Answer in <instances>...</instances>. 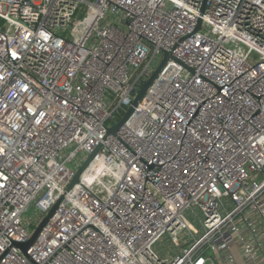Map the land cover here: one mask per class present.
I'll return each instance as SVG.
<instances>
[{"label":"built area","instance_id":"2783aa9c","mask_svg":"<svg viewBox=\"0 0 264 264\" xmlns=\"http://www.w3.org/2000/svg\"><path fill=\"white\" fill-rule=\"evenodd\" d=\"M0 20V264H264V0H0ZM58 201L23 252L26 211Z\"/></svg>","mask_w":264,"mask_h":264},{"label":"water","instance_id":"95a60500","mask_svg":"<svg viewBox=\"0 0 264 264\" xmlns=\"http://www.w3.org/2000/svg\"><path fill=\"white\" fill-rule=\"evenodd\" d=\"M205 1L206 0H204V4H205ZM203 8H204V5H203ZM170 56H171L170 53H166L165 54L162 62L158 65V67L156 68V70L153 72L152 76L148 79V81H146V83L140 89L138 96L133 101V105L129 107V109L126 112V114L124 115V117L117 124H115L114 126H112L111 128H109V132L110 133H115L118 130V128L127 120V118L132 113V111L134 109V106H136L138 104V102L142 99V97L145 95L148 87L152 84L153 80L158 76L159 72L161 71V69L163 68V66L165 65L166 61L168 60V58ZM93 156H94V153H92L86 159V161L78 168L77 173H76V175L74 177V180H73V184L79 181L80 174L85 169V167L88 165V163L91 161V159H92ZM58 204H59V201L51 208V210L49 211V213L40 221L39 225L34 229L31 238L27 242H23V243L15 242V245L18 246L23 252H26L27 249L35 241L36 237L38 236L39 232L41 231V229L43 228V226L46 224V222L48 221V219L52 216V214L54 213V211L57 208Z\"/></svg>","mask_w":264,"mask_h":264},{"label":"rangeland","instance_id":"374dc122","mask_svg":"<svg viewBox=\"0 0 264 264\" xmlns=\"http://www.w3.org/2000/svg\"><path fill=\"white\" fill-rule=\"evenodd\" d=\"M2 25H3V22L0 20V26ZM158 64L159 63L156 61L155 66L157 67ZM83 157L84 155L80 154L75 162L80 163ZM71 166L73 165L71 164ZM25 217L26 219L31 221V228L33 230L39 225L40 221L42 220L41 215L36 211V209L34 208V205H31L29 207V209L25 213ZM186 217L194 227H196L198 230L200 229L201 222L197 216H195L192 213L186 212ZM156 249L163 255L164 254L173 255L176 252V248L172 246L171 239L168 236L164 237V239H162L160 242L157 243Z\"/></svg>","mask_w":264,"mask_h":264},{"label":"crops","instance_id":"0c3cea01","mask_svg":"<svg viewBox=\"0 0 264 264\" xmlns=\"http://www.w3.org/2000/svg\"><path fill=\"white\" fill-rule=\"evenodd\" d=\"M234 253L236 256L237 264H246L243 258L239 255L238 251H234Z\"/></svg>","mask_w":264,"mask_h":264}]
</instances>
